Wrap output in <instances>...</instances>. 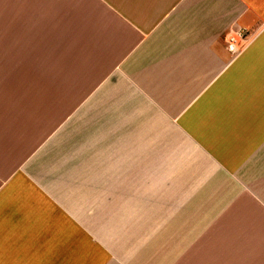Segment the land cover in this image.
I'll return each instance as SVG.
<instances>
[{"label":"crops","instance_id":"obj_1","mask_svg":"<svg viewBox=\"0 0 264 264\" xmlns=\"http://www.w3.org/2000/svg\"><path fill=\"white\" fill-rule=\"evenodd\" d=\"M0 264H264V0H0Z\"/></svg>","mask_w":264,"mask_h":264},{"label":"built area","instance_id":"obj_2","mask_svg":"<svg viewBox=\"0 0 264 264\" xmlns=\"http://www.w3.org/2000/svg\"><path fill=\"white\" fill-rule=\"evenodd\" d=\"M245 37H246L245 32H241V31L240 32L238 31L236 35H231L229 38V41H230L229 42V49L233 52L237 51V49H238L237 43L240 40H244Z\"/></svg>","mask_w":264,"mask_h":264}]
</instances>
